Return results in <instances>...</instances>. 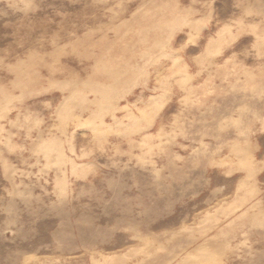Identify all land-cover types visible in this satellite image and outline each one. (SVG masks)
<instances>
[{"label": "rangeland", "instance_id": "1", "mask_svg": "<svg viewBox=\"0 0 264 264\" xmlns=\"http://www.w3.org/2000/svg\"><path fill=\"white\" fill-rule=\"evenodd\" d=\"M0 264H264V0H0Z\"/></svg>", "mask_w": 264, "mask_h": 264}, {"label": "bare ground", "instance_id": "2", "mask_svg": "<svg viewBox=\"0 0 264 264\" xmlns=\"http://www.w3.org/2000/svg\"><path fill=\"white\" fill-rule=\"evenodd\" d=\"M174 25V24H173ZM147 47V46H146ZM149 49H151L150 47H149ZM154 50V49H153Z\"/></svg>", "mask_w": 264, "mask_h": 264}]
</instances>
